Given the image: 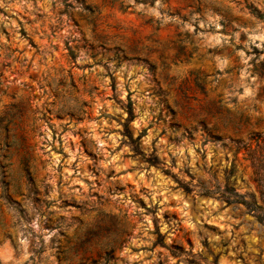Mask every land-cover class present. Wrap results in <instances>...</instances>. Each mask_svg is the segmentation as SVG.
<instances>
[{"label":"rangeland","instance_id":"rangeland-1","mask_svg":"<svg viewBox=\"0 0 264 264\" xmlns=\"http://www.w3.org/2000/svg\"><path fill=\"white\" fill-rule=\"evenodd\" d=\"M252 9L0 0V119L24 112L23 147L0 143V264H264Z\"/></svg>","mask_w":264,"mask_h":264},{"label":"trees","instance_id":"trees-1","mask_svg":"<svg viewBox=\"0 0 264 264\" xmlns=\"http://www.w3.org/2000/svg\"><path fill=\"white\" fill-rule=\"evenodd\" d=\"M149 1L152 3V0H145ZM252 14L259 18V19H264V15L261 14L259 11L256 9H252ZM127 113H128V118L131 120L133 118V109H132V103L128 102V105L126 107ZM23 110L16 106H10L7 112H5L4 117L0 119V143L4 144L6 147H23L24 139L18 138L13 135V132L15 128L20 129V124L22 122V117H23ZM140 137H138L139 139ZM10 139V143H7V140ZM131 139V137H130ZM29 164V159L24 160V167H27Z\"/></svg>","mask_w":264,"mask_h":264}]
</instances>
